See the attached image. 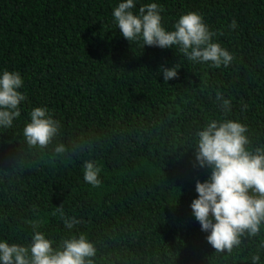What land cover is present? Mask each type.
Returning a JSON list of instances; mask_svg holds the SVG:
<instances>
[{
	"label": "trees",
	"instance_id": "1",
	"mask_svg": "<svg viewBox=\"0 0 264 264\" xmlns=\"http://www.w3.org/2000/svg\"><path fill=\"white\" fill-rule=\"evenodd\" d=\"M119 2L0 0V71L20 72L26 96L20 117L0 128V239L26 245L40 231L55 247L83 233L93 264H264V224L217 251L190 207L210 175L195 159L210 120L239 121L248 147L264 146V0H139L137 10L163 7L169 30L199 12L233 56L220 68L175 47L129 43L112 17ZM176 65L166 83L160 69ZM45 106L59 131L33 147L23 128ZM89 160L101 168L99 187L83 180ZM61 213L81 221L73 232Z\"/></svg>",
	"mask_w": 264,
	"mask_h": 264
},
{
	"label": "clouds",
	"instance_id": "2",
	"mask_svg": "<svg viewBox=\"0 0 264 264\" xmlns=\"http://www.w3.org/2000/svg\"><path fill=\"white\" fill-rule=\"evenodd\" d=\"M139 0H120L112 17L117 29L129 43L161 49L178 48L188 60L210 63L216 68L227 67L232 54L213 42L199 12L188 11L171 25L164 26V8L149 2L139 6ZM233 27L235 22L233 21ZM178 65L160 69L167 83L178 76ZM24 79L18 71H0V128L13 125L20 117V105L26 96L20 91ZM225 111L230 103L224 101ZM23 128L30 146L45 148L56 137L59 122L45 107H34ZM245 125L236 120H210L197 132L195 159L199 166L210 169L204 182L197 181L198 198L190 205L192 213L207 233L208 243L217 251L231 252L241 243L245 233L256 235L264 224V146L250 149ZM54 153L63 155L66 148L59 144ZM83 180L99 187L101 168L93 161H85ZM68 232L81 221L61 213ZM45 233L34 231L30 243H10L0 239V264H93L96 248L83 233L65 238L57 246ZM251 264H259V256L251 257Z\"/></svg>",
	"mask_w": 264,
	"mask_h": 264
}]
</instances>
